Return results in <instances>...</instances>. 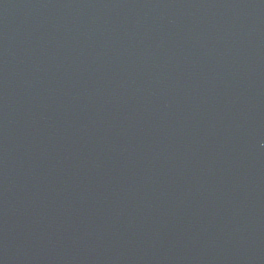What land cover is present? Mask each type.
Listing matches in <instances>:
<instances>
[{
  "label": "water",
  "instance_id": "1",
  "mask_svg": "<svg viewBox=\"0 0 264 264\" xmlns=\"http://www.w3.org/2000/svg\"><path fill=\"white\" fill-rule=\"evenodd\" d=\"M0 264H264V0H0Z\"/></svg>",
  "mask_w": 264,
  "mask_h": 264
}]
</instances>
